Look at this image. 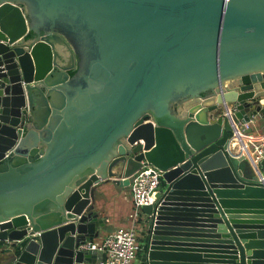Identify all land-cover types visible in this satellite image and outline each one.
<instances>
[{
    "label": "water",
    "instance_id": "1",
    "mask_svg": "<svg viewBox=\"0 0 264 264\" xmlns=\"http://www.w3.org/2000/svg\"><path fill=\"white\" fill-rule=\"evenodd\" d=\"M263 114L264 0H0L4 263L96 264L97 185L151 164L138 264H264V176L228 147Z\"/></svg>",
    "mask_w": 264,
    "mask_h": 264
},
{
    "label": "built area",
    "instance_id": "2",
    "mask_svg": "<svg viewBox=\"0 0 264 264\" xmlns=\"http://www.w3.org/2000/svg\"><path fill=\"white\" fill-rule=\"evenodd\" d=\"M250 122L232 121L233 137L236 128L246 133ZM246 143L247 146L242 149L243 153L255 169H261V166L264 165V132L259 138H247ZM162 174L163 170L160 168L151 164H143L131 176V194L135 208L131 215L133 219L137 218L136 214L143 205L153 203L155 193L161 186ZM133 224L118 226L99 241H82L78 247L94 251L97 254L96 264H132L138 251L142 249V243L138 240V234Z\"/></svg>",
    "mask_w": 264,
    "mask_h": 264
},
{
    "label": "crops",
    "instance_id": "3",
    "mask_svg": "<svg viewBox=\"0 0 264 264\" xmlns=\"http://www.w3.org/2000/svg\"><path fill=\"white\" fill-rule=\"evenodd\" d=\"M250 127H252L253 131H249V132L246 131V136L243 137L244 139L243 143L242 144L237 143L239 150L237 151L236 148L234 149L232 148L231 153H234L235 155H240L241 153H243L242 149H244V147L247 146L246 143L247 138L256 139L260 137V135L264 132V114L259 118H254V120L250 122ZM259 170L264 176V171L262 170V168ZM95 197H96L95 207L98 210L101 217L103 218V220L105 221L104 226L111 221V217L109 216L110 212H112L115 219L117 218L116 226H113L110 229L111 231L116 229L118 226H129L133 223H134L133 225L136 226V224L138 223L139 218L137 217L133 219L131 216L133 212H130V209L133 206L131 183L127 186L122 187L112 182L111 179H107L97 185L95 191ZM142 228L143 227L141 226L140 228L141 234H142ZM95 239L96 238L94 237L93 240ZM5 256L3 258H0V264H5L4 263Z\"/></svg>",
    "mask_w": 264,
    "mask_h": 264
},
{
    "label": "rangeland",
    "instance_id": "4",
    "mask_svg": "<svg viewBox=\"0 0 264 264\" xmlns=\"http://www.w3.org/2000/svg\"><path fill=\"white\" fill-rule=\"evenodd\" d=\"M247 132L249 131H253L252 127L246 129ZM262 170L264 171V166H261ZM132 205H133V202H132ZM135 211V208L134 206L131 207L130 209V212H134ZM128 215V214H127ZM109 216L111 217V221L109 223H107L105 226H102L99 230V234L95 237L96 241H99L101 238H103L105 235H107L108 233L111 232V228L113 226H116V222H117V218L115 219L114 215L112 214V212L109 213ZM136 216L139 218V221L138 223L136 224L135 228H136V231H137V234H138V240L140 243H143V238H142V234H143V237L145 235L144 233V227H146L147 225V214L144 213V211L142 209H139L138 213L136 214ZM141 226L143 227L142 229V234H141V231H140V228ZM5 247V243H4V246H2V248ZM2 248L0 247V258H3L5 256L4 254V251L2 250ZM132 264H138L137 260L135 259L133 261Z\"/></svg>",
    "mask_w": 264,
    "mask_h": 264
},
{
    "label": "bare ground",
    "instance_id": "5",
    "mask_svg": "<svg viewBox=\"0 0 264 264\" xmlns=\"http://www.w3.org/2000/svg\"><path fill=\"white\" fill-rule=\"evenodd\" d=\"M246 136V133L240 131L238 128H236V133L233 137V139H231L229 142H228V147H229V150L231 152V149L233 148H236V150L238 151V146H237V143L239 144H242L243 143V137ZM259 173H260V170L258 169ZM260 176L262 177V174L260 173Z\"/></svg>",
    "mask_w": 264,
    "mask_h": 264
},
{
    "label": "trees",
    "instance_id": "6",
    "mask_svg": "<svg viewBox=\"0 0 264 264\" xmlns=\"http://www.w3.org/2000/svg\"><path fill=\"white\" fill-rule=\"evenodd\" d=\"M74 72V69H71L70 70V73H73ZM164 184V181L161 179V186ZM2 246H4V243L0 240V247L2 248ZM2 250H4L3 248H2Z\"/></svg>",
    "mask_w": 264,
    "mask_h": 264
},
{
    "label": "flooded vegetation",
    "instance_id": "7",
    "mask_svg": "<svg viewBox=\"0 0 264 264\" xmlns=\"http://www.w3.org/2000/svg\"><path fill=\"white\" fill-rule=\"evenodd\" d=\"M142 250H139L138 253H137V256L138 257L140 254H141ZM137 260V259H136ZM138 262V261H137Z\"/></svg>",
    "mask_w": 264,
    "mask_h": 264
}]
</instances>
